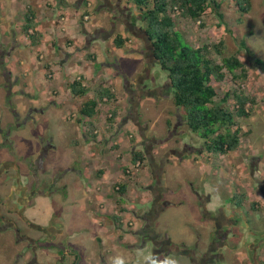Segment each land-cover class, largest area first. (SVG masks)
Here are the masks:
<instances>
[{"label": "rangeland", "instance_id": "rangeland-1", "mask_svg": "<svg viewBox=\"0 0 264 264\" xmlns=\"http://www.w3.org/2000/svg\"><path fill=\"white\" fill-rule=\"evenodd\" d=\"M217 2V8L206 9L198 20L192 21L175 11L172 21L173 29L178 31L181 38L190 46H199L203 43L208 45L210 58L214 62L219 61L220 55L214 53L211 46L217 41H222V55L235 56L246 71V78L241 86L243 93L252 99V103L246 104L249 109L247 117L234 116V120L240 125L241 130H247V133L239 137L237 147L223 154L206 152L202 146L204 139L200 137L201 134L191 132L185 122L180 127L182 135L156 143L152 151L145 150L139 145L138 130L132 122L135 120L134 109L139 117L140 127L145 126L142 129L143 134L160 140L166 136V129L172 124L174 114L177 112L181 117L183 116L180 109L172 104L167 86H162L163 89L157 86L152 95L144 94L136 103L132 100L137 93H132L128 101L123 89L119 72L124 73L125 79L133 87L138 79L135 75L147 64L144 62L145 48L138 35L126 31L121 19L111 22L112 17L117 14L114 5L118 4L122 10L124 8L129 11L135 27L140 28H143L140 19L143 6L139 8L126 0H110L109 3L102 4L100 0H0V47L2 44L3 54L15 45V35L21 48L20 56L28 58L29 54L33 59V66L36 65V70L40 73L33 70L31 78L33 85L29 88H27L28 83L16 87L13 80L14 76H18L12 73L16 71L15 63L4 66L7 61H3L1 55L0 127H3L6 121L14 122L16 119L13 115L14 111L20 114L19 125L15 126L9 135L12 139H10L12 143L10 149L15 150L13 159H24L26 156L31 159L34 148L37 151L41 141L47 144L43 161L47 164L49 160L51 162L48 174L53 172L60 175V179L55 185L52 184V188L61 197L67 199L62 206L60 200L57 204L59 206L56 205L63 223V226L58 225L63 230L60 237L63 241L60 245L67 246V238L72 236L75 238L78 235V238L86 240L88 245L86 252L93 256L92 254L96 252L93 238L97 228L100 229V226L104 228V233H98L97 237L108 235L114 231V228L109 229L104 224L111 221L112 215L121 218L120 213H124L120 211V206L118 208L114 205L115 197L119 195L115 192V187L119 183L124 185L123 192L128 194V198L123 199L126 200L127 206L132 205L134 201L147 199L141 205V211L136 209L137 214H140L149 205L151 194L148 187L152 183L151 178L154 174L147 165L146 156L156 161L164 149L186 142L198 153L194 151L190 155H183L180 160L169 155L161 173L164 185L174 187L169 188L174 191L183 192V187H186L188 181L193 188L197 187L200 192L208 193L215 203L223 202L222 198H225L226 204L221 205L226 207L225 211L229 203H236V222L233 227L236 237L227 239L230 245L236 242L234 247L236 264H249L250 251L247 242L251 240L258 244L255 251L257 264H264V0H249V9L245 13L237 9L234 0H217ZM26 9H30L33 15L31 19L33 25L27 33L36 36L34 44L30 42L28 34L25 35L21 29ZM122 18L125 19L124 16ZM97 28L102 30L93 34ZM87 33L91 36L85 38ZM115 35H123L122 37L126 39L120 49H116L112 43ZM241 41L246 48L240 46ZM254 58L261 62L256 63ZM44 64L46 67L43 66ZM148 68L145 85L148 87L161 85L163 79L166 81L164 72L159 69L156 62H149ZM236 72L238 70H235ZM40 75L44 79L43 82ZM73 78H78L80 83L87 86L88 90L85 94L81 96L70 94L66 83ZM53 79L57 81V85L51 84L53 86L48 92V83H53ZM211 83L217 97L235 87L229 80V74H225L220 82L211 81ZM103 88H108L113 93V97L97 100L95 93ZM54 96L58 100L57 102L53 100L54 104H52L48 100ZM31 97H34L31 101L32 108L29 104ZM93 97L97 100L98 113L92 115V121H80L81 116L78 112L80 103ZM30 113L31 117H26L22 122L23 114L29 116ZM88 121L93 126H89ZM86 127H91V130L97 129L93 133L96 135L95 138L84 134L76 136L77 132L83 131ZM86 131L84 130L83 133ZM104 141L107 143L110 141L106 154L108 156L110 154L111 157L107 166L102 168L108 174V178L105 182L96 183V179L102 174H100L102 169L95 164L96 154L100 151L97 143H101L100 146L103 147ZM3 150L5 151L6 148ZM132 150L140 151L144 156L136 166L130 164L129 156ZM117 158H120V161L116 160ZM68 160L72 161L71 169L66 168ZM98 163L101 164V159ZM177 169H180V174H175ZM71 170H75L80 178H73ZM83 170L86 177L82 176ZM49 183L53 182L50 180ZM58 183L61 185L58 186ZM86 187L90 189L88 193L90 202L87 199L75 203L69 201L70 191L75 193L76 190V195L82 194L86 192ZM43 188L46 190L45 187ZM97 193L105 194L110 198V202L113 199L111 206L110 202H100L99 209L107 213L106 215L100 213L101 215L96 217L102 220L100 226L98 224L95 226L93 212L98 206L95 203ZM237 195L240 198L239 203ZM169 199L182 203L178 194L171 195ZM184 204L181 205L182 209H185ZM36 207L40 208L38 205ZM66 207L69 209L66 210ZM185 212H182L178 205L165 204L155 219L158 232L165 231L179 236L178 230L182 226L192 227L188 222H183V218L187 216ZM128 220L134 223L133 227L139 224L136 219ZM13 240L8 231L0 233V264H23V259L11 263L13 254L23 244L13 243ZM4 241L10 245L7 250L1 245ZM109 243L107 240L108 245ZM229 244L221 249L226 258L224 264L229 263L227 260L233 253V247ZM123 248L121 252L117 250L111 252L109 248L113 253L110 260L126 257L125 260L130 263V260L135 259L130 251L132 249H126L125 254ZM46 252L52 254L49 259L54 260V254L58 251L51 248ZM42 253L45 251H37L38 264L46 263L42 260ZM71 258L72 256L68 255L67 262L64 259L57 261L56 264H70ZM180 259L186 260L184 257ZM176 260L175 256L170 255L167 264Z\"/></svg>", "mask_w": 264, "mask_h": 264}, {"label": "flooded vegetation", "instance_id": "flooded-vegetation-1", "mask_svg": "<svg viewBox=\"0 0 264 264\" xmlns=\"http://www.w3.org/2000/svg\"><path fill=\"white\" fill-rule=\"evenodd\" d=\"M109 1L110 0H100V3H109ZM114 7H116L117 14L112 17L111 22L113 21L114 23L115 19H121V23H123V27L126 31L134 35L136 33L145 48L144 62L147 66L142 67L140 72L135 75V78L138 77V79L133 84V87H131L125 79L124 73L119 72L128 101L132 93L135 92L137 96H135L132 101L136 103L144 94L147 96L152 95L156 88L159 87L163 89L162 86L169 87V84L163 79V81L160 82L161 85L158 84L149 87L145 85L149 71L148 63L156 62L151 53L149 40L146 38L142 28L138 26L135 27L129 11L124 10V8L122 10L118 4L114 5ZM122 16H124L125 19H123ZM98 30L100 31L101 29L97 28V30L93 31V34H97ZM87 34L85 38L91 36L89 33ZM157 96L154 97L156 98ZM23 116L24 119L22 122L28 115L23 114ZM14 117L16 118H13L14 122L5 123L4 126L0 128V233L8 231L14 239L13 243H23L21 248L13 254L11 263H16L23 259V264H38L36 260L37 251L46 252V250L49 251L51 248H55L58 252L54 254V260H49L45 264H56L57 261H63L64 259L67 262L66 256L68 255L72 256L70 264H167V258L170 255L175 256L176 259L180 256L186 257L187 264H221L222 261L223 264L225 263L226 258L221 252V249L224 245L229 244L227 240L228 237H236V232L233 230L236 222V203L234 202H232V204L229 203L227 211H225L226 207L221 206L222 204H226L225 198H222L223 202L215 203L208 193L200 192L190 185L189 187L195 197V206L201 220L203 222L207 221L210 224L207 232L204 234V239L201 240V236L195 230L193 232L194 238L190 244L187 245L184 242L174 243L169 239L165 231L159 233L158 230L154 228V222L160 209H162L165 204L171 203L167 197H164V195L171 194V190L164 185V179L161 175L163 165L167 162L169 155H173L180 160L183 155H190V153H194V151L198 153L195 148L186 142H181L177 146L164 149L158 155L156 161L150 156H146L147 165L149 169L154 172L151 178L152 183L150 187H148L151 194L149 205L142 211L139 217L137 216L138 219L141 220V223L136 228L128 229L125 226L122 228L125 233H123L124 235H129L131 238L133 237V239H136L132 241L121 240L123 242L121 247H124L123 249L125 250L132 249L130 251L133 252L135 259L130 260V263H127L128 260L124 259L114 261L107 260L105 257L106 251L100 249L102 238L99 237L95 238V243L98 245L96 252L92 254L93 256L87 253L88 256L84 257V260L78 249L74 250L68 248L70 243L68 238V242L66 241L67 246L60 245L63 239L58 238L57 231L50 228L49 221L45 224H40L29 218L26 213V210L32 206L35 197L49 195L54 191L52 184L55 185L58 182L60 175L53 172L50 175L48 174L51 168H47L43 161L45 147L47 145L45 141L40 142L37 152L31 159L29 156L20 160L13 159L15 150L12 148L10 149L12 143L9 135L11 133L10 131L13 130L15 126L19 125L18 115L14 113ZM133 117L135 120L132 122L135 124L139 134V145L145 150L152 151L156 143L166 141L174 136L177 137L178 135H182V129L180 127L183 125L184 120L177 112L174 114L173 122L169 128L166 129V136L162 138V140L143 134L142 129L145 126L140 127L141 124L138 123L139 117H137L136 109H134ZM4 147L6 148L5 151L3 150L5 149ZM66 168L71 169V166L69 165ZM71 173L77 174L75 170H71ZM47 177L49 180H47ZM50 180L53 183H49ZM43 187H45L46 190H44ZM1 245L6 250L10 247L6 241ZM257 245V242L254 243L253 240L247 242L250 257L248 258L246 255L244 257H246V259L248 258L249 264H257L255 258ZM230 246L233 247V253L231 258L227 261L229 262L228 264H236V254H234L236 242Z\"/></svg>", "mask_w": 264, "mask_h": 264}, {"label": "trees", "instance_id": "trees-1", "mask_svg": "<svg viewBox=\"0 0 264 264\" xmlns=\"http://www.w3.org/2000/svg\"><path fill=\"white\" fill-rule=\"evenodd\" d=\"M144 10L141 13L143 31L149 40L151 53L160 70L164 72L169 84L172 104L180 109L186 127L191 132L200 133L204 139L203 148L208 153L223 154L238 146L239 137L245 135L240 125L234 120L236 117H247L249 109L247 103L252 99L242 91V84L246 78V71L242 63L235 56L222 55V41H217L211 48L219 54V61L214 62L209 55V46L200 44L190 46L184 41L180 33L173 29L172 15L177 11L180 16L192 21L198 20L206 9L217 8V0H126ZM237 9L245 13L249 9V0H234ZM32 12L26 9L21 24L22 32L29 37L30 42H36L33 34L27 33L32 27ZM125 38L115 35L112 43L116 48L122 47ZM240 46L246 48L241 41ZM260 63L259 59H255ZM43 66L46 67L44 64ZM235 70L238 72L235 73ZM225 74L235 86L226 90L222 95H216L211 81L220 82ZM72 96H81L87 92V86L73 78L66 83ZM97 100L110 99L113 93L108 88L96 91ZM97 100L86 99L79 105L78 112L81 116L91 117L96 111ZM229 104H231L229 106ZM87 124L92 126L88 121ZM168 125V124H167ZM86 131L91 138L96 135L91 132V127ZM144 159L140 151H131L129 160L131 165ZM124 185L119 183L115 192L121 194ZM237 202L239 203L238 195ZM252 204L249 206L251 207Z\"/></svg>", "mask_w": 264, "mask_h": 264}, {"label": "crops", "instance_id": "crops-1", "mask_svg": "<svg viewBox=\"0 0 264 264\" xmlns=\"http://www.w3.org/2000/svg\"><path fill=\"white\" fill-rule=\"evenodd\" d=\"M121 36H123V35H121ZM14 40H15V45H13L12 48L8 49V51L6 53H4V54H3V51L4 50L2 49V46L3 45L1 44V47H0V49H1L0 50V57L2 55L3 61H7L4 64V66H8L9 64L11 65L12 63H15L16 71L14 70V72H12V73L16 74L18 77L14 76V80H13L14 81V85L17 87L20 84H23L24 83V84L27 85V83H28L29 85L27 86V88H29L30 86L33 85L32 84L33 81L31 80V78L33 76V72L37 68H36V65L33 66L34 65V63H32L33 62V59L30 57L29 54H28V58H25V57L23 58V57L20 56L19 53L21 52V48L19 47L20 45H19L18 41L16 40L15 35H14ZM11 42H12V39L10 40V43ZM116 49H120V48H116ZM36 71L38 72V74H40L38 70H36ZM22 73L24 74L25 77L24 76L22 77V75H23ZM43 76H44V74H43ZM40 79H42L41 81L43 82L44 79L41 77V75H40ZM51 84L57 85V81L53 79V83H50V84L48 83V88H47V91L48 92L51 91L50 90V87L53 86ZM56 96L52 97L48 101H51V103L54 104V102H52V101L55 100L57 102V100H58V98H55ZM15 97H18V96H15ZM33 98L32 97L30 98L31 99L29 101V104L30 105H31V101H32ZM60 102L61 101L59 100V103ZM59 103H56V104H59ZM32 107L33 106L31 105V108ZM46 107L47 106H45V108ZM35 108L37 109L36 106H35ZM16 109L17 110H20L18 108H16ZM14 113L17 114L18 116L20 115L17 111L16 112L14 111ZM14 113H13V115H14ZM29 117H31V113L29 114L28 118ZM91 118H92V116L91 117L81 116L80 121H82V120H91L92 121ZM77 120H78V118H77ZM7 122L8 121H6L5 123H7ZM10 123H12V122H10ZM0 128H2V126ZM84 130H88V129L85 128ZM84 130L77 132L76 133V136H78V135L79 136H82V134H84V136L88 135V137H89V134L83 133ZM96 131H97V129H95V128L91 130V132H93V133H95ZM102 136H104V135H102ZM93 138H95V137H93ZM111 139H112V137H111ZM96 140H98V139L96 138ZM103 143H104V146L103 147L100 146L101 143H97L99 145L97 148H99L100 151H98L99 154H96V157L97 158L95 159V164L98 165V167L100 169L105 168L107 166V164L109 163V157H111L110 154H109V156H108V154H106L108 152V148H109L108 143L105 142V141ZM85 148H87V147H85ZM20 151H22V150H20ZM36 152L37 151H35V148H34L33 153L35 154ZM45 154H46V151H45ZM100 159H101V164L98 163V161ZM96 160H97V162H96ZM116 160H119L120 161V158H117ZM70 162H72V161L68 160L66 167H68L69 165H71ZM44 164H45V166H47V168H51V167H49V165L51 164L50 160H49V163L48 164L46 162H44ZM82 173H83L82 176L83 177H86V174H85V171L84 170H83ZM162 173H163V170H162ZM180 173H181L180 172V169H177L175 171V174H180ZM100 174H101L100 177L97 178L98 180L96 179V183H98V182H105V179L108 178V174L106 173V171L104 169L101 170ZM117 174H119V173H117ZM72 177L73 178H76V179L77 178H80V177L77 176V174H73ZM81 182L84 183L82 180H81ZM58 185H61V183H58ZM185 186L186 187H183V192H178V191H174V190L170 189L171 190V194H167L166 197L168 198V200L170 202H172V204L169 203L170 205H172V206L178 205V208H180V210L182 212H185V211L187 212V216H185L183 218V222L184 221L185 222H188V224L191 225L192 227H184V226H182V228L178 230V233H180L179 236H176L174 233H166V234L168 235L169 239L172 242H174V243L184 242L185 244L188 245V244H190L192 242V240L194 238V233L193 232L195 230L201 236V240L204 239L203 238L204 237V234L207 232L208 227L210 226V224L207 221H204L203 222L201 220V217H200V215H199V213L197 211V208L195 206V197H194V195H193V193L191 191V188L189 187L190 184L188 183V181H187V184H185ZM168 188H174V187H170L169 186ZM196 189H198V188L196 187ZM85 191L86 192H83L82 194H77V195H76V190H74L75 193H72V191H70L71 194L68 195V196H70V200L69 201H71V203H73V202L75 203V201H79V200L83 202V200H85V199H87L89 201L90 195L88 193H89L90 189L88 187H86V190ZM56 194L57 193L55 191H52L49 195H42V196L35 197L33 199L32 206L26 210V213H27V215H28L29 218L33 219L35 222H38L40 224H45V223H47V221H49L50 228L52 230H56L57 233H58V236L57 237L60 238L62 236V231L63 230H62V227L61 226H63L62 225L63 223L61 222L62 217H61V215L58 212L57 206H59V205H57V204L59 203V200H60V201H62V203H61V206H62L64 204L63 203L64 200H67V199H65V197H61L59 193L57 195ZM86 194H88V195H86ZM173 194H178V196L180 198V201H182V203L181 202H174V200L169 199L171 197V195H173ZM59 197H61V198L59 199ZM125 197L128 198V194L122 192L121 194L118 195V197H115V201H114V205H116V207H118V208L120 206V208H121L120 211H123L124 212V213H120L122 215V217L119 218L116 215H112L113 218H111V221H109L108 224H106V223L104 224L109 229L114 228V231L113 232H110L108 235H105L104 237H102L101 235H99L102 238L101 239V242H100V244H102L101 247H100V249L106 251V254H105L106 256L105 257L107 258V260H110L112 258V254L113 253H111V252H113V250H117V252H121V248L122 247L120 245H122V243H123L122 241L123 240H128V241L136 240V239H133V237L131 238L129 235H124L125 233H124V231H123L122 228L125 226L128 229H134V228H136L141 223V220L138 219V217H139V215H141L142 212L140 214H137L138 212H137L136 209H138V210L141 211L142 210V209H140L142 207L141 205H143V203L145 201H147V199L145 198V199L140 200L138 202L134 201L132 203V205H130L131 206L130 207V206L125 205V201H126V200L124 201ZM100 202L101 203L102 202L109 203L110 202V198H107L106 195L105 194H102V193H97L95 195V203H96V205H98L95 209H93V212H94V215H95V221H94L95 222V226L97 224L100 226V224L102 223V220L100 218H96V217H99V215H101L100 213H102L103 215H106L107 214L104 210L101 211L99 209V206L101 205ZM66 203H68V202H66ZM112 203H113V199H112V202L109 203L110 206L112 205ZM182 204H184L185 209H182V207H181ZM37 205L40 206V208L36 207ZM133 205H137V206L135 207ZM123 206H125L126 208L123 207ZM67 209H69V208L66 207V210ZM60 212H62V210ZM109 212L110 211H108V213ZM114 212H115V210H114ZM53 215H55L56 218ZM114 217H116V218H114ZM131 217L133 219H136L139 222V224L137 226L133 227V224L134 223H132V222H130L128 220L129 218L132 220ZM123 220H125L124 223H123ZM129 223H131V224L128 225ZM59 224L61 226H58ZM131 226H132V228H131ZM154 228L157 230L156 225H155V222H154ZM96 231L97 232H95V234H94L95 236L93 238V243H95V238L98 236L97 235L98 233H104V228H101V226H100V229L97 228ZM68 240L70 242L69 245H68V248H72L74 250H77L78 249L80 251V253L83 254L82 258L84 260L85 259L84 257H87L88 256L87 255V252H86L87 246H88L86 240L84 238H81V237L78 238V235L75 238L73 236L72 237H69ZM107 240H108V242H110L109 245L107 244ZM104 245L107 246L108 248H105ZM97 246L98 245L95 243V247H96L95 250H97ZM109 248H110V251L111 252L109 251ZM122 250L125 251V254L127 253V251L125 249H122ZM143 254H145V253H143ZM51 256H52V254H49L47 252L42 253V260L44 261V263L47 262V261H49L50 260L49 258H51ZM180 258H183V257L180 256L177 259L178 261H176L174 263H171V264H187V260L183 261ZM184 258H186V257H184ZM120 259H124L125 260L126 257L120 258ZM120 259H118V260H120Z\"/></svg>", "mask_w": 264, "mask_h": 264}, {"label": "built area", "instance_id": "built-area-1", "mask_svg": "<svg viewBox=\"0 0 264 264\" xmlns=\"http://www.w3.org/2000/svg\"><path fill=\"white\" fill-rule=\"evenodd\" d=\"M138 163L136 162L135 166L137 165Z\"/></svg>", "mask_w": 264, "mask_h": 264}]
</instances>
